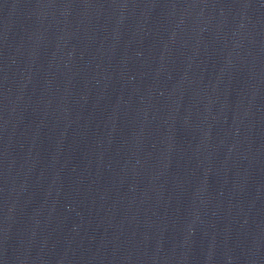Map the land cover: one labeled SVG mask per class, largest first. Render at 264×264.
I'll use <instances>...</instances> for the list:
<instances>
[{
  "label": "water",
  "instance_id": "water-1",
  "mask_svg": "<svg viewBox=\"0 0 264 264\" xmlns=\"http://www.w3.org/2000/svg\"><path fill=\"white\" fill-rule=\"evenodd\" d=\"M0 264H264V0H0Z\"/></svg>",
  "mask_w": 264,
  "mask_h": 264
}]
</instances>
